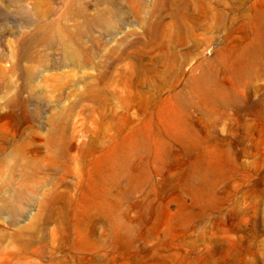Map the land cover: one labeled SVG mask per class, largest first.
Wrapping results in <instances>:
<instances>
[{
	"label": "rangeland",
	"instance_id": "rangeland-1",
	"mask_svg": "<svg viewBox=\"0 0 264 264\" xmlns=\"http://www.w3.org/2000/svg\"><path fill=\"white\" fill-rule=\"evenodd\" d=\"M263 25L264 0H0V264H264Z\"/></svg>",
	"mask_w": 264,
	"mask_h": 264
},
{
	"label": "bare ground",
	"instance_id": "bare-ground-1",
	"mask_svg": "<svg viewBox=\"0 0 264 264\" xmlns=\"http://www.w3.org/2000/svg\"><path fill=\"white\" fill-rule=\"evenodd\" d=\"M136 2V1H135ZM171 2V1H170ZM135 7V6H134ZM112 9V8H111ZM122 11V10H121ZM113 13V12H112ZM56 14V13H55ZM85 19V18H84ZM102 22V21H101ZM108 26V25H106ZM68 27V26H67ZM151 30V29H150ZM28 31V30H27ZM50 32V29L48 26L45 25H39L36 28L35 34H31L32 36L29 37L28 42L30 44H41L47 40L48 33ZM89 32V31H88ZM87 32V33H88ZM29 34V33H28ZM65 34L69 38H79L80 32H71V31H65ZM51 35V34H50ZM151 36V34H150ZM21 40V39H20ZM51 40V39H50ZM55 41V39H54ZM53 41V42H54ZM27 45V44H26ZM52 45V44H51ZM22 47V46H21ZM33 49V48H32ZM77 50V49H76ZM246 53L250 56H259L262 51H264V25L259 30L258 35L254 39L252 43H250L246 47ZM29 53V52H28ZM76 53V52H75ZM31 55V54H30ZM140 56V55H139ZM85 58V57H84ZM140 59V58H139ZM201 183L206 184L208 182V177L205 172H202L200 174Z\"/></svg>",
	"mask_w": 264,
	"mask_h": 264
}]
</instances>
